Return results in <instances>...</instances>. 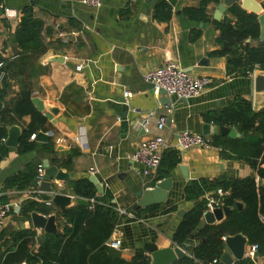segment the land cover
<instances>
[{
    "label": "crops",
    "instance_id": "obj_1",
    "mask_svg": "<svg viewBox=\"0 0 264 264\" xmlns=\"http://www.w3.org/2000/svg\"><path fill=\"white\" fill-rule=\"evenodd\" d=\"M80 1L0 0V60L19 63L24 58L31 64L24 84L31 91L33 106L46 118L45 125L36 135L43 133L49 138L46 143L35 140L36 150L32 152L19 153V147L9 148L8 154L1 157L0 198L3 203L20 206L21 210L29 201L50 207L53 214L56 213L58 231L63 222L59 216L62 212L53 203L52 206L48 204L50 200L45 198L49 197L40 193L39 187L5 191V181L29 164L43 167L44 161H49L51 166L70 176L68 182L53 180L52 184L57 193L73 197V207L79 199L69 183L89 179L91 171H95L104 191L112 193L117 210L130 214L139 202L138 194L154 188L160 181L158 172L146 173L143 166L132 161L131 157L140 145L163 137L169 150H174L181 132L203 136L204 125L210 124L206 121L208 114L227 108L237 98L252 105L255 101L254 73L251 76L230 74L229 55H214L228 50L218 42L221 33L215 27L218 21L214 19L217 3L207 6L210 22L204 24L191 21L184 13L187 8H199L204 0H164L173 12L166 23L154 19L155 7L161 0H103L100 8L87 7ZM28 9L43 23V47L39 53L26 52L16 42L17 29ZM5 10L11 11L12 15H4ZM225 18L235 21L229 13L223 20ZM198 32H201L200 38L192 41ZM60 33L65 37L60 38ZM261 43L260 39L251 46L257 47ZM15 44L22 51L18 57L11 52ZM59 57L65 58L66 63L53 61ZM169 61L177 63L192 76L211 78L212 85L198 98L180 100L171 96V104L163 106L159 95L144 77ZM78 65H84L82 72L76 71ZM7 77L10 86L5 99L0 102V110L5 112L0 116V128L15 125L25 131L32 118L17 117L11 111L22 87L18 79L12 77V72ZM125 91L133 93L128 103L123 99ZM149 113L155 115L146 127H141ZM160 115L168 117V124L162 131L157 127ZM50 142L54 145L51 153L46 149ZM73 153L77 155L69 170L63 164ZM181 165L188 169V180L179 169ZM223 177L259 180L257 171L250 165L225 158L219 148L181 152L180 165L166 178L173 180L168 199L161 205L140 211L128 223H125L126 217L116 226L108 244L119 240L121 249L117 251L128 261L140 250L151 260V254L145 249L148 244L156 245L158 249L177 246L173 239L183 219L178 213L185 211L186 214L198 204L186 200L185 189L195 181ZM205 225L203 218L200 228ZM20 230L35 232L36 248L46 234L33 227L31 218L22 213L14 214L0 237V252L5 250L4 243L12 233ZM196 234L182 246L191 258L200 245ZM225 252H228L227 247ZM257 263L264 264L263 255L258 256Z\"/></svg>",
    "mask_w": 264,
    "mask_h": 264
},
{
    "label": "trees",
    "instance_id": "obj_2",
    "mask_svg": "<svg viewBox=\"0 0 264 264\" xmlns=\"http://www.w3.org/2000/svg\"><path fill=\"white\" fill-rule=\"evenodd\" d=\"M220 1L204 0L199 8H187L184 13L191 21L208 23L210 17L207 6L211 3L219 4ZM257 1L264 9V0ZM228 13L235 21L225 18L216 22L215 27L221 33L218 42L221 45L228 43L229 49L214 55L231 57L228 63L230 74L249 76L256 69L264 71V42L257 47L251 46L261 36L258 15L245 11L238 5L232 7ZM172 14L169 3L161 0L155 7L154 19L166 23L171 20ZM42 29L43 23L34 18L31 10H25L16 32L17 44L26 52L39 53L43 47ZM200 36L201 32L196 33L192 41ZM30 68L31 64L24 58L19 63L5 61L3 71L6 77L0 89V102H3L10 86L7 76L12 72V77L20 82L22 91L11 111L17 117L32 118L28 129L23 131L19 153L36 150V142L30 141V138L46 123V118L33 106L31 91L24 84L25 78L29 77ZM3 113L4 110H0V116ZM206 121L218 127L238 130L241 138L230 139L216 135L210 138L211 144L219 148L225 158L244 161L250 165L257 171L260 181L253 177H223L213 181L202 179L190 183L185 189L186 200L196 201L198 204L184 215L173 240L177 246H183L197 232L195 238L200 241V245L194 250L193 258H183L175 264L219 262L225 253V238L238 234L248 237L250 244L259 245V255L264 256V110L255 112L251 102L237 98L227 108L208 114ZM7 128H0V157H5L9 151L3 143L8 136ZM46 149L50 153L54 152L53 143H48ZM76 155L77 153H73L63 166L70 170L72 159ZM180 163L181 153L167 150L158 170V180L168 178ZM39 167L33 163L27 165L23 171L5 181L4 190L36 189ZM69 186L79 200L75 206L59 213L63 219L61 230L56 234L46 233L38 248L34 243L35 232L20 230L12 233L4 243L5 250L0 252V264H151L150 258L142 250L137 251L134 258L128 261L119 251L109 246L108 242L116 226L125 219L117 211L110 191L105 190L99 195L88 178L71 181ZM217 189L229 192V196L224 199V205L234 211L222 222L200 228L207 205L205 195ZM45 200L50 199L46 197ZM238 203H243L244 207L238 209ZM33 213L50 216L54 211L46 205L29 201L23 206L22 215L31 218ZM248 263L253 264L248 260L243 262Z\"/></svg>",
    "mask_w": 264,
    "mask_h": 264
},
{
    "label": "water",
    "instance_id": "obj_3",
    "mask_svg": "<svg viewBox=\"0 0 264 264\" xmlns=\"http://www.w3.org/2000/svg\"><path fill=\"white\" fill-rule=\"evenodd\" d=\"M236 5L240 6L245 11H250L258 15V20L261 26L260 39L262 42H264V9L256 0H221L214 14V19L218 22H221L224 15ZM18 48L19 47L17 44L11 47V52L15 57H18L22 54V51ZM224 49H229L228 43H224ZM230 59L231 57L228 56L227 61H230ZM53 61L66 63V59L63 57L56 58ZM69 66L72 68L75 67L72 64H69ZM254 87L255 101L253 103V110L255 112H260L264 110V71L259 69L255 70ZM159 97L160 103L163 106H168L171 104V98L168 96L166 91L161 90L159 92ZM7 131L8 136L5 141L6 147L12 149L18 148L23 131L15 125L8 127ZM216 135H221L230 139H236L240 137L236 128L218 127L213 124L204 125V137L211 138ZM36 140L38 142L46 143L49 141V138L47 135L41 133L37 135ZM43 168L44 180L39 185L38 191L40 193L46 194L50 199H52L53 204L63 213L71 207L73 203V197L57 193L53 187L52 181L55 180L60 183H65L70 180V176L67 173H64L58 167L51 166L49 161H44ZM179 169L185 179L188 180L189 176L187 167L181 165ZM89 181L96 187L97 193L102 195L104 188L99 179L96 176L91 175L89 177ZM258 181H260V179ZM172 186V179H163L160 180L154 188L140 192L138 194L139 202L135 209L130 213V216L125 219V223H128L133 218H136L140 211L155 205L163 204L168 199ZM243 207V203L237 204L238 209H242ZM233 211V208L223 207L222 209H217L214 213H206L204 215V220L208 225L220 223L227 219L233 213ZM184 215L185 211H180L178 213L179 217H184ZM31 221L33 227L36 230L44 231L45 233L49 234H56L58 232L56 215L47 217L39 213H33L31 214ZM224 241L228 252L224 253L219 264H242L245 261V252L249 244L248 237H246L244 234H238L236 236L226 237ZM145 249L151 254V264H175L183 258L191 259V256L186 254L182 246H170L166 249H158L156 245L148 244L145 246Z\"/></svg>",
    "mask_w": 264,
    "mask_h": 264
},
{
    "label": "built area",
    "instance_id": "obj_4",
    "mask_svg": "<svg viewBox=\"0 0 264 264\" xmlns=\"http://www.w3.org/2000/svg\"><path fill=\"white\" fill-rule=\"evenodd\" d=\"M81 4L91 7L100 8L103 4V0H81ZM4 15H12L11 11L5 10ZM60 38H64V34H59ZM2 57V54L0 53ZM5 66V60H0V81L6 77L3 71ZM84 65L76 66L77 72H82L84 70ZM254 73V72H253ZM253 73H250L251 76ZM145 80L150 83L156 95H159L161 90L167 92L168 96H174L178 99L188 100L200 97L206 92V90L212 85V79L207 76H192L181 68L177 63L169 61L158 69L148 72L145 75ZM133 98V93L130 91H125L123 93V99L125 103H128L130 99ZM154 113H149L147 118L141 122V127H146L149 120L154 116ZM168 124V117L166 115H160L157 120V127L160 131L164 130ZM50 137L53 136L52 133L49 134ZM37 135H32L30 141H35ZM6 140H3L5 143ZM213 146L209 138L202 135H196L187 131L181 132L178 135L177 143L174 150L178 152H186L195 148L211 149ZM170 149L167 145L166 140L163 137H156L140 145L135 153L132 155L131 159L134 163L141 165L145 168V172H158L160 169L164 153ZM95 171H91V175L95 176ZM44 180V168L39 167L37 184L38 187ZM37 187V188H38ZM229 196V192L222 189H217L214 192H209L205 195V200L207 202L205 214L210 212L214 213L217 209H222L225 207L224 199ZM94 202V201H92ZM52 199L48 203L52 206ZM122 217H128L130 214L124 211L117 210ZM22 213L20 206H14L10 203H3L0 198V235L5 231L9 218L14 215H20ZM53 215H56L53 214ZM52 216V215H50ZM110 247L116 250L121 249V242L119 240H114L109 244ZM259 256V245L250 244L245 252V260L252 262L253 264H258L257 259ZM220 262V261H219ZM215 262L213 264H219Z\"/></svg>",
    "mask_w": 264,
    "mask_h": 264
}]
</instances>
